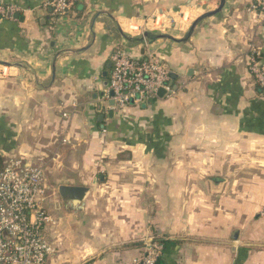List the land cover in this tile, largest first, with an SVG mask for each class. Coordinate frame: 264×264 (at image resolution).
Masks as SVG:
<instances>
[{"label": "crops", "instance_id": "1", "mask_svg": "<svg viewBox=\"0 0 264 264\" xmlns=\"http://www.w3.org/2000/svg\"><path fill=\"white\" fill-rule=\"evenodd\" d=\"M51 1L0 0L17 9L0 20V156L43 158L56 190L89 189L81 211L50 203L48 264H136L154 243L157 264H264V91L248 68L255 52L264 66V22L252 0H67L62 14ZM217 10L184 43L118 34L182 39ZM117 48L163 57L173 94L112 109Z\"/></svg>", "mask_w": 264, "mask_h": 264}, {"label": "built area", "instance_id": "2", "mask_svg": "<svg viewBox=\"0 0 264 264\" xmlns=\"http://www.w3.org/2000/svg\"><path fill=\"white\" fill-rule=\"evenodd\" d=\"M48 5L56 14L69 7L67 0H53ZM250 9L264 22V0H252ZM16 11L12 5L0 4V20ZM110 62L105 100L113 102L112 109L149 104L158 98L160 90L167 96L173 94L171 72L163 57L154 51L134 58L117 48L110 55ZM248 68L264 91V66L259 53L249 58ZM48 198L43 166L25 157L0 156V264H48L54 248L48 242L46 229L55 224L47 212ZM161 252L160 244H151L136 264H157Z\"/></svg>", "mask_w": 264, "mask_h": 264}, {"label": "water", "instance_id": "3", "mask_svg": "<svg viewBox=\"0 0 264 264\" xmlns=\"http://www.w3.org/2000/svg\"><path fill=\"white\" fill-rule=\"evenodd\" d=\"M221 8L222 6L220 7L219 10H221ZM217 12L218 10L207 12L201 17H199L196 21H194L191 24L190 28L188 29V32L182 39L174 38L173 36L168 35V34H159V33H153L149 31L144 32L142 36L140 37H132L124 33L121 29H118V34L124 41L130 44H137V43H144V42L152 43L154 41H171L174 43H184L188 40L194 28L200 21H202L205 18H209L215 15ZM171 78L174 80L175 75H171ZM164 94L165 92L163 90H160L157 96L163 97ZM110 95H112V93H110ZM110 105L113 106L112 101H110ZM110 113L112 114V111H110ZM88 191L89 189L83 186L60 185L57 189V194L60 197V199L63 202H65L74 212H77V211L82 210L83 200Z\"/></svg>", "mask_w": 264, "mask_h": 264}, {"label": "rangeland", "instance_id": "4", "mask_svg": "<svg viewBox=\"0 0 264 264\" xmlns=\"http://www.w3.org/2000/svg\"><path fill=\"white\" fill-rule=\"evenodd\" d=\"M128 35H130V34H128ZM248 154V156H249V158H247L246 160H245V162L246 163H252V155H253V153L252 152H248L247 153ZM254 156H255V154H254ZM34 164H37V165H39V166H43L44 168L46 167V162H45V160L43 159V158H39V159H35L34 160V162H33ZM55 163H57V162H55ZM58 164V163H57ZM58 165H60V164H58ZM249 166V164H244L243 165V168H241L242 166H240V168L241 169H243V171H247V170H249V168H246V167H248ZM46 169V168H45ZM47 172L45 171V177H46V184H47V186H48V194H49V198H48V204L46 205V207H47V212L49 213V215L52 217V215L50 214V212H49V205H50V203L52 204V206L53 205H60V197L58 196V194H57V190H56V187H57V185L59 184V182H61V181H57V180H52V181H50V180H48L47 179ZM234 176V175H233ZM221 182V181H220ZM222 184L224 183V180L221 182ZM226 183H228L229 184V188H231V187H233V189L235 188V184H236V180H235V178L233 177V178H228L227 180H226ZM51 186H52V188H51ZM52 219H53V217H52ZM55 222H56V220L55 219H53ZM57 223V222H56Z\"/></svg>", "mask_w": 264, "mask_h": 264}, {"label": "trees", "instance_id": "5", "mask_svg": "<svg viewBox=\"0 0 264 264\" xmlns=\"http://www.w3.org/2000/svg\"><path fill=\"white\" fill-rule=\"evenodd\" d=\"M261 60V59H260ZM258 84V83H257Z\"/></svg>", "mask_w": 264, "mask_h": 264}]
</instances>
